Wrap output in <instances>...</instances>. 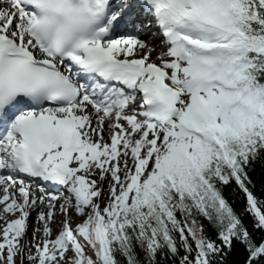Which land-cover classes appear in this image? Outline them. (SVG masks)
<instances>
[{"label":"snow or ice","instance_id":"6c2138e0","mask_svg":"<svg viewBox=\"0 0 264 264\" xmlns=\"http://www.w3.org/2000/svg\"><path fill=\"white\" fill-rule=\"evenodd\" d=\"M2 3L0 264H264V0Z\"/></svg>","mask_w":264,"mask_h":264},{"label":"trees","instance_id":"16d2710c","mask_svg":"<svg viewBox=\"0 0 264 264\" xmlns=\"http://www.w3.org/2000/svg\"><path fill=\"white\" fill-rule=\"evenodd\" d=\"M250 175L255 185L254 192L260 196L264 195V167L260 164L255 165V170H250ZM224 194L226 198L229 199L230 202L233 203V206L236 208L238 212H242L245 206V198L243 194L238 190L235 184H232L230 187H226ZM250 218L245 216V222L248 223ZM234 260H239L241 257L239 255L233 256Z\"/></svg>","mask_w":264,"mask_h":264},{"label":"bare ground","instance_id":"6f19581e","mask_svg":"<svg viewBox=\"0 0 264 264\" xmlns=\"http://www.w3.org/2000/svg\"><path fill=\"white\" fill-rule=\"evenodd\" d=\"M0 2L2 3V0H0ZM159 51V49H158ZM106 187V186H105ZM35 192V191H34ZM62 219V217L59 216V214L57 215V225L59 224V221ZM2 220H0V225L2 224ZM37 227L36 225V213L33 212L31 214L30 217V227L28 229V239L31 240L32 239V234H33V230ZM56 227V226H54Z\"/></svg>","mask_w":264,"mask_h":264},{"label":"rangeland","instance_id":"374dc122","mask_svg":"<svg viewBox=\"0 0 264 264\" xmlns=\"http://www.w3.org/2000/svg\"><path fill=\"white\" fill-rule=\"evenodd\" d=\"M74 216H75V214H73ZM3 226V224H1V226L0 227H2Z\"/></svg>","mask_w":264,"mask_h":264}]
</instances>
